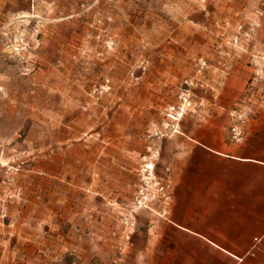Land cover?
I'll list each match as a JSON object with an SVG mask.
<instances>
[{"label":"crops","instance_id":"crops-1","mask_svg":"<svg viewBox=\"0 0 264 264\" xmlns=\"http://www.w3.org/2000/svg\"><path fill=\"white\" fill-rule=\"evenodd\" d=\"M132 7L144 13V25L130 23L118 57L149 62V72L139 85L116 88L117 112L98 123L95 134L77 139L73 171L66 151H59L52 174L76 191L74 198L58 199L56 219L49 220L57 230L59 264H264V103L250 115L241 145L231 141L230 118L222 112L234 107L239 93L227 85L212 86L219 97L213 116L186 120L175 137L144 134L148 111L176 100L179 82L195 73L196 58H213L210 80H218L226 58L216 50L213 17L221 22L223 15L254 7L247 0H136ZM158 13L164 22L155 27L148 19ZM252 72L244 60L232 70L242 79ZM151 147L161 148L158 173L170 170L173 198L165 216L140 211L128 242L121 219ZM257 237L262 241L254 250Z\"/></svg>","mask_w":264,"mask_h":264},{"label":"rangeland","instance_id":"rangeland-1","mask_svg":"<svg viewBox=\"0 0 264 264\" xmlns=\"http://www.w3.org/2000/svg\"><path fill=\"white\" fill-rule=\"evenodd\" d=\"M135 1L0 0V264H59L57 230L49 220L56 219L58 199L74 198L76 191L58 183L53 165L59 151H66L67 170L73 171L77 139L95 134L97 124L117 112L116 88L145 81L149 62L123 63L118 57V41L131 33L130 23L144 25V13L132 7ZM247 1L252 12L210 22L218 55L226 58L218 80H210L214 59L196 58L195 73L179 82L176 100L148 111V138L175 137L186 120L213 116L219 97L210 92L212 86L227 85L239 90L234 107L222 110L230 118L228 133L233 143H246L232 139V126L242 114L247 136L250 115L264 103V0ZM162 15L148 22L159 27ZM237 60L252 68V76L232 73ZM108 79L111 89L101 93ZM160 157L161 148L151 147L138 168L132 204L122 215L132 218L129 227L122 222L128 242L140 211L162 215L155 201L148 202L151 208H134L140 189L144 198L156 199V182L172 183L169 169L158 173Z\"/></svg>","mask_w":264,"mask_h":264},{"label":"built area","instance_id":"built-area-1","mask_svg":"<svg viewBox=\"0 0 264 264\" xmlns=\"http://www.w3.org/2000/svg\"><path fill=\"white\" fill-rule=\"evenodd\" d=\"M115 45L114 41H109L108 42V47L110 49H113ZM200 62L202 63V66L204 67L206 65V61L204 59H201ZM111 89V85H110V80H106L105 83L103 85L100 86V90L101 93L107 92ZM189 91L186 93L187 96H189ZM238 122L232 126L231 129V135H232V139L237 142V143H242L245 141L246 139V132L244 129V123H245V119L244 116L242 114H239L237 116ZM155 188H157L158 191V195L159 197L156 199H146L143 197L144 195V188L140 189L138 194L135 197V202H134V208L136 209H141L143 207H149L151 208L152 205L150 206V204L148 202H153L156 203L159 207V209H161V214L162 216H165L167 214V210L168 207L170 206L171 202H172V183L170 181H166V182H161V181H157L155 184ZM132 221L131 216H125L122 219V222L124 224H126V226L129 227L130 223ZM130 235V234H129ZM262 241L261 237H257L254 239V247H257V245Z\"/></svg>","mask_w":264,"mask_h":264}]
</instances>
